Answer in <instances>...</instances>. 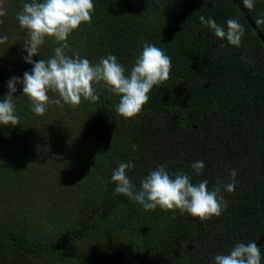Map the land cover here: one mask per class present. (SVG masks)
<instances>
[{
  "label": "trees",
  "instance_id": "trees-1",
  "mask_svg": "<svg viewBox=\"0 0 264 264\" xmlns=\"http://www.w3.org/2000/svg\"><path fill=\"white\" fill-rule=\"evenodd\" d=\"M28 2L9 0L10 15L0 23V37L6 30L11 34L20 28L17 14ZM93 4L90 22L68 37L66 55L96 64L112 54L129 74L148 43L170 57V78L151 91L142 112L131 120L116 115L119 98L100 86H96V103L65 104L59 121L34 114L26 97L14 100L18 126H0V191L4 193L0 208L5 212L0 219V264H172L178 257L172 254L187 251L193 239L199 243L191 245L195 251L202 244L212 247L217 236L231 247L238 241H256L264 233V45L231 0H93ZM245 8L264 35V22L257 23L264 21V0ZM201 16L225 31L229 19L237 20L244 28L240 44H222L201 23ZM18 36L28 38L24 30ZM57 46L46 40L33 60H47ZM8 61L18 68L24 59L0 52V65ZM24 65L30 72L32 65ZM7 84L0 77V100L8 92ZM16 87L21 89L20 84ZM166 115L175 116L178 128L183 125L191 135H199L208 119L227 133L246 123L247 160L236 171L234 191L222 189L226 207L213 216L217 226L209 237L202 236L201 225H195L187 213L158 207L155 222L162 224L154 231L157 240L146 235L130 241L132 229L141 227V219L149 215L140 204L113 195L111 176L120 163H134L127 175L137 188L160 165L170 175L188 174L193 184L206 179L210 190L231 182L224 147L216 157L201 158L216 169L200 175L190 162L172 157L171 133L160 128V122L154 125ZM98 225L122 229L126 253L134 251L135 258L114 246L116 240L110 237L95 241L92 233ZM259 248L264 264V243Z\"/></svg>",
  "mask_w": 264,
  "mask_h": 264
},
{
  "label": "clouds",
  "instance_id": "clouds-1",
  "mask_svg": "<svg viewBox=\"0 0 264 264\" xmlns=\"http://www.w3.org/2000/svg\"><path fill=\"white\" fill-rule=\"evenodd\" d=\"M254 3L255 0H244L249 9L254 8ZM93 11V0H31L23 4L17 20L28 36L24 44L27 53L24 60L32 65V69L26 71L22 79H9L8 92L0 100V126L15 127L19 124L14 104L17 84H22L23 96L28 99L31 111L37 116L44 115L49 104L76 107L82 100L96 103L99 100L96 86H100L119 98L115 107L116 115L131 120L142 112L151 91L170 78V57L161 48L148 43L144 44L129 74H125V68L112 54L102 57L96 64L79 55H66L68 37L79 30L82 24L90 22ZM4 15L6 12L0 4V17ZM200 20L208 25L216 37L226 38L230 44H240L244 28L237 20L227 21V31L212 19L205 21L201 16ZM7 39V36L0 37V44H5ZM46 40L58 45L54 55L47 60L34 61L33 57L39 55V49ZM50 93L58 98L53 99ZM134 167L132 162L120 163L113 171L111 180L115 184L114 196H125L140 204L145 211L159 207L165 212L187 213L201 222L222 214L226 207L223 191H234L237 176L236 171L231 170V182L217 184L210 190L206 179L193 184L188 174L178 172L170 175L167 168L160 165L150 170L139 181L140 186L137 188L127 175V170ZM191 167L200 175L205 164L195 161ZM261 261L260 248L254 241H238L227 254H216L212 264H261Z\"/></svg>",
  "mask_w": 264,
  "mask_h": 264
},
{
  "label": "rangeland",
  "instance_id": "rangeland-1",
  "mask_svg": "<svg viewBox=\"0 0 264 264\" xmlns=\"http://www.w3.org/2000/svg\"><path fill=\"white\" fill-rule=\"evenodd\" d=\"M8 3L9 0H0V4H2L6 16H9L8 11ZM4 16L0 17V21H2ZM1 23V22H0ZM1 29V28H0ZM2 31V30H1ZM10 30L4 31V36H7V42L5 44H0V52L1 53H10L11 57L15 59L17 56H20L21 59H24V57L27 55V53L24 51V44L25 41L28 39L27 37L24 39L19 38V34L22 32L21 28H18L13 33L9 34ZM26 32V31H25ZM217 38V37H216ZM222 44H225L227 39H221ZM18 68L16 66L11 65V63L8 62H2L0 65V77L4 78L5 82L8 83L9 79L12 77H19L23 78V74L28 71V68L24 65L25 60L22 62ZM21 85V89L17 91V95L19 97L14 96V100L20 98H25L23 96V86ZM22 97V98H21ZM54 97V98H53ZM53 99L57 98L55 94L52 96ZM18 99V100H20ZM17 100V101H18ZM65 107L66 105H63V107L55 105V104H49L47 106V111L42 116L43 120L46 119H54L56 121H59L63 114H65ZM53 112H56L55 114ZM157 123L154 125H158L160 122V128L164 129L165 132L171 133L170 135V151L172 157L177 160H181L182 163L188 164L186 162H190L191 164L195 161H201V158L214 156L216 157L217 154L222 153L223 147L226 148V151L224 152V161L228 164H230V167L232 170L239 171L242 167V165L247 160V154L245 153V148L248 150L247 147V139H250V134L247 131V124L245 123L243 127L238 129L235 132L227 133L224 129L219 127V125L214 124L211 122L210 119H208V122L205 123L200 127L202 131L191 135V132L188 130L183 129V125H180V128H178V119L175 116H162L161 118L157 119ZM180 129V130H177ZM27 140V138H26ZM163 143L166 145L168 142L166 139H162ZM230 159V161H229ZM212 162H209V164ZM216 160L214 161V164L216 165ZM205 164V168L203 171L209 170L213 171L215 170V166H208V164ZM4 193L0 191V200L3 198ZM14 197H17V194L14 193ZM143 212L148 214L149 217H144L141 219V227H135L132 229L133 237H129L130 241H133L135 238L136 240H140L142 237L148 235L151 239L157 240V237L154 235V231L156 229V226H159L162 224L161 221H156V215H157V209L153 211H145L142 208ZM4 211L0 208V219H3ZM215 217H212L209 220L201 222L199 218H193L191 217V221L195 225H201V232L202 236L205 238L206 236L209 237V234L211 233L210 230H215L217 226L216 219H213ZM213 219V220H212ZM152 222H155L156 225H151ZM154 223V224H155ZM29 226V225H28ZM200 229V227H199ZM27 232L30 231V229H25ZM95 241H100L103 238L101 237H110L112 241H115L112 243L114 246H121L124 253H126L127 245L123 244L124 241V232L122 229H116L113 230V228H110L105 225H98L93 233H92ZM215 244H211L212 247H207L208 244H202L203 247L201 250L195 251L194 247L191 246L194 242L198 245V241L196 239H193L192 241H189V248L187 251H177L173 253L172 255H177L178 257L172 262V264H196L197 261H204L207 259L213 260V257L216 254H227L230 251L231 244L228 242H225L224 239L220 238V236L215 237ZM110 244V245H112ZM158 246L161 248H164L161 244L157 243ZM103 249V248H102ZM104 250V249H103ZM128 256H130V259L132 257L135 258L137 253L132 251L130 255V251L126 253ZM85 255V254H84ZM92 259H96L94 256H92ZM163 264H170L168 262H163Z\"/></svg>",
  "mask_w": 264,
  "mask_h": 264
},
{
  "label": "water",
  "instance_id": "water-1",
  "mask_svg": "<svg viewBox=\"0 0 264 264\" xmlns=\"http://www.w3.org/2000/svg\"><path fill=\"white\" fill-rule=\"evenodd\" d=\"M235 6L239 9L240 13L244 17V19L247 21L251 29L254 31L255 35L258 37V39L261 41V43L264 45V35L259 29V27L255 24L251 16L249 15L247 9L243 5V3L240 0H231ZM257 244V247H260L264 243V233L259 236V238L254 241Z\"/></svg>",
  "mask_w": 264,
  "mask_h": 264
}]
</instances>
